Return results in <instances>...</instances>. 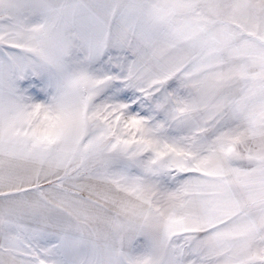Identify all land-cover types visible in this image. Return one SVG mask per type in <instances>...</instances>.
<instances>
[{"label":"snow or ice","instance_id":"snow-or-ice-1","mask_svg":"<svg viewBox=\"0 0 264 264\" xmlns=\"http://www.w3.org/2000/svg\"><path fill=\"white\" fill-rule=\"evenodd\" d=\"M0 264H264V0H0Z\"/></svg>","mask_w":264,"mask_h":264}]
</instances>
